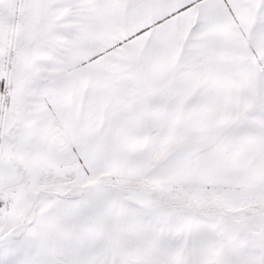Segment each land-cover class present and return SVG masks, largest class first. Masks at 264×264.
<instances>
[{"label":"snow or ice","instance_id":"snow-or-ice-1","mask_svg":"<svg viewBox=\"0 0 264 264\" xmlns=\"http://www.w3.org/2000/svg\"><path fill=\"white\" fill-rule=\"evenodd\" d=\"M0 264H264V0H0Z\"/></svg>","mask_w":264,"mask_h":264}]
</instances>
